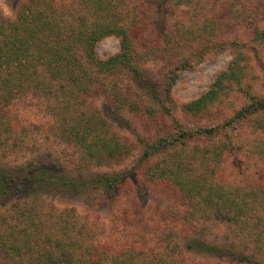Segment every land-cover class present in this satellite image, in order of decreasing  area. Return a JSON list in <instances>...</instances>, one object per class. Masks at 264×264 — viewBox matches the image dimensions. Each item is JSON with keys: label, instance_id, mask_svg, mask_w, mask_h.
Returning <instances> with one entry per match:
<instances>
[{"label": "trees", "instance_id": "1", "mask_svg": "<svg viewBox=\"0 0 264 264\" xmlns=\"http://www.w3.org/2000/svg\"><path fill=\"white\" fill-rule=\"evenodd\" d=\"M134 5L129 0H69V3L65 0H28L20 5L15 18L0 14V149L14 152L24 147L30 137L29 125L15 114L17 103L29 97L40 98L50 106L53 100L59 102L54 105L56 110L53 112L57 122L55 133L63 142L79 149L85 164L111 159L120 161L131 154L130 145L120 136L116 137L108 119L99 111L76 115L72 114V106L86 101L96 92L103 73L111 76L124 69L140 73L133 63L139 51L137 36L147 28L152 18L146 16L148 10L139 11L151 7ZM249 14H245V18H248L245 22L251 26L250 36L257 44L262 43L264 27H260L255 16ZM207 17L203 19L201 29L207 28V25L211 29V25L217 24L221 35V30L231 25L230 17L226 14ZM204 22L207 24L204 25ZM110 35L120 37L121 50L102 60L96 55V45ZM215 46L219 51L226 47L233 48L229 66L218 74L207 91L186 102L183 108L189 113H203L220 99V94L234 90L235 85L238 86L236 89H245L243 94L247 102L236 111L234 117L221 124L193 129L175 122L172 133L159 136L153 143L144 144V153L138 166L126 172L86 179L62 174L47 164L20 172L0 168V197L8 200L17 190L28 193L53 187L63 192L99 189L111 193L125 185L129 178L136 177L137 180L140 172L156 185L158 193L165 195L169 201L176 200L178 209L184 205L185 209L190 206L191 218L184 215L178 218V223L192 224L191 220L197 218V211L201 208L213 214L216 212L217 216H224L240 230L249 228L256 242L255 248L264 252V180L228 185L212 181L204 172L190 173L194 169L193 160L196 159L193 155L196 150L192 149L190 141L207 139L209 144L204 152L212 154L216 166L219 157L222 158V154L233 150L236 145L226 131L233 123L243 127L250 124V127L254 126L255 133H264V94L258 96L250 93L254 75L250 73L251 58L244 51V40L235 38ZM247 47L252 49L250 45ZM145 52L148 53L147 50ZM253 52L257 54L255 50ZM166 77L158 84L147 77L143 78V83L148 87L147 93L153 99L163 101L170 96L177 74H168ZM114 88L109 84L103 88L111 102L118 107L120 104L123 108H140L120 95L117 87ZM144 110L154 112L151 108ZM255 115L257 119L249 121ZM220 134L225 135V141L215 140ZM241 135L238 137L243 141ZM260 145L257 140L256 146ZM169 149L174 151L171 160L150 165L158 153ZM259 153H264V147ZM206 156L203 161L209 159ZM83 167L78 168L80 173ZM214 170L212 168V172ZM142 184L139 181L136 185L138 198L146 194ZM39 206L43 207L41 204H19L14 208L15 213H19L17 218L11 215V218L7 216L0 219V226L3 227L0 233V264H188L185 260H178V257L174 259L175 251L181 246L172 239L171 234H167L164 240L165 248H169L171 253H166L169 258L156 257L142 263L134 250L116 255L108 243L95 239L83 240V235L87 237V233L78 226L73 213L53 207L44 211ZM173 221L176 222L175 219ZM190 227L194 230L195 226L193 224ZM193 234L188 232L183 235L188 239L185 244L188 249L228 257L237 264L253 263L252 255L236 250L233 244L222 246L198 237L188 238ZM152 252L154 256L158 253ZM258 264H264V260Z\"/></svg>", "mask_w": 264, "mask_h": 264}, {"label": "rangeland", "instance_id": "2", "mask_svg": "<svg viewBox=\"0 0 264 264\" xmlns=\"http://www.w3.org/2000/svg\"><path fill=\"white\" fill-rule=\"evenodd\" d=\"M25 1L28 0H0V14L15 18L20 5ZM65 1L69 3V0ZM129 2L134 7V4L151 7L139 9L141 12L148 10L146 16L152 18L147 28L137 36L139 51L133 63L139 68L140 73L132 69H124L111 76L103 73L96 92L86 101L72 106V114L79 115L84 112L88 115L93 111H99L108 119L116 137L120 136L130 145L131 154L120 161L111 159L107 162L91 161L89 165L85 164L79 149L63 142L55 133L57 122L53 112L56 110L54 105L59 102L53 100L50 106L40 98L27 97L17 103L15 114L29 125L31 135L24 147L21 146L14 152L8 153V150L0 149L1 169L20 172L47 164L62 174L86 179L97 175L126 172L138 166L144 153V144L153 143L159 136L172 133L175 130V122L193 129L221 124L224 120L234 117L236 111L247 102L243 94L245 89H236L238 86L235 85L234 90L220 94V99L203 113H189L183 107L186 102L207 91L218 74L229 66L233 48L226 47L219 51L215 44L223 45L235 38L244 40V51L251 58L250 73L254 75V79L252 89L248 88L250 93L258 96L264 94V41L257 44L250 36L251 26L245 22L248 19L245 18V14L248 16L251 13L258 25L264 27V0H129ZM225 14L230 17L231 25L221 30L223 31L221 35L217 24L211 25V29H208V25L207 28L201 29L205 16L219 17ZM205 24L207 23L204 22ZM248 45L257 52L256 55L252 49H248ZM120 50L121 42L117 35L106 36L96 45V55L102 60L116 55ZM168 74H177L170 96L163 101L153 99L151 94L147 93L148 87L143 83V78L147 77L158 84L166 80ZM106 84L117 87L120 95L140 108H123L120 104L118 107L116 103L110 101L107 93H104L103 88ZM147 108L154 109V112L145 111ZM256 119L255 115L249 121ZM254 129L250 124L243 127L239 123H233L229 126L227 134L236 145L233 150L229 149L222 154V158L219 157L220 161L216 166L211 158L212 154L204 152L209 144L207 139L197 138L190 141V146L197 152L193 154L196 158L193 160V171L195 167L196 170L190 173L204 172L212 181L228 185L264 180V153H259L261 147H264V133H255ZM240 134L244 138L243 141L238 137ZM216 139L225 141L226 138L220 134ZM257 140L261 147L256 146ZM173 154L174 151L171 149L160 152L150 165L167 162L168 159H172ZM205 156L209 159L203 161ZM81 164H84V167ZM80 167H83L82 173L78 169ZM212 168L215 169L214 172ZM139 181L143 183L141 187L146 190V194L141 198L137 197L136 189ZM150 181L139 172L137 180L136 177L129 178L125 185L119 186L111 193L99 189L63 192L57 187L31 190L28 193L17 190L11 199L0 197V219L7 216L11 218V215L17 218L19 213H15L14 208L24 203L41 204L43 207H39L44 211L50 207L68 211L76 215L78 226L87 233V237L83 235V240L95 239L108 243L116 255L134 250L135 256L139 257L137 259L142 263L152 261L156 257L169 258L166 253L168 255L171 253L169 248H165L167 246L164 240L167 234H171L172 239L181 246L175 251L174 259L178 257V260H185L188 264H237L228 257L188 249L185 246L188 239L184 237L188 232H194L193 236L188 238L198 237L208 243L222 246L233 244L236 250L252 255L254 260L251 264H258L264 260V252L255 248L256 242L250 229L240 230L230 224L224 216H217L216 212L213 214L209 210L202 211L201 208L197 211V218L191 220L192 224H186L184 221L178 223V218L185 217L184 215L191 218L190 206L187 208L189 210L185 209V205L178 209L176 200L169 201L165 195L158 193L156 185ZM193 224L194 230L190 227ZM2 229L0 226V233ZM152 251L158 253L154 256Z\"/></svg>", "mask_w": 264, "mask_h": 264}]
</instances>
